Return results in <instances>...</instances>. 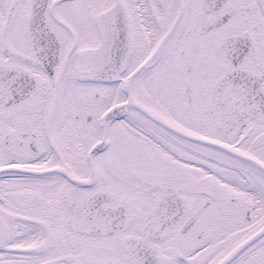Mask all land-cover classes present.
<instances>
[{"label":"snow or ice","instance_id":"snow-or-ice-1","mask_svg":"<svg viewBox=\"0 0 264 264\" xmlns=\"http://www.w3.org/2000/svg\"><path fill=\"white\" fill-rule=\"evenodd\" d=\"M0 264H264V0H0Z\"/></svg>","mask_w":264,"mask_h":264}]
</instances>
